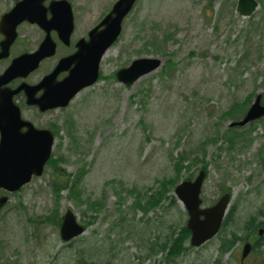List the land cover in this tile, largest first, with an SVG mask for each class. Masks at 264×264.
I'll return each mask as SVG.
<instances>
[{
	"label": "rangeland",
	"instance_id": "374dc122",
	"mask_svg": "<svg viewBox=\"0 0 264 264\" xmlns=\"http://www.w3.org/2000/svg\"><path fill=\"white\" fill-rule=\"evenodd\" d=\"M16 1L0 0V16ZM113 1L74 0L77 20L94 24ZM256 1L243 16L239 0H138L103 57L98 83L38 120L55 133L53 162L9 194L0 264H240L246 241L264 239V117L230 126L258 94L264 104V0ZM19 29L13 56L41 36L29 23ZM141 57L162 65L130 87L118 81L119 69ZM234 107L240 112L231 117ZM203 169V208L229 193L231 222L204 246L188 240L191 248L170 256L188 219L174 189ZM170 180L177 182L161 207L150 208L149 197ZM70 209L86 231L65 243L60 226ZM233 234L235 248L220 255L221 239ZM253 253L247 263L264 264V244Z\"/></svg>",
	"mask_w": 264,
	"mask_h": 264
},
{
	"label": "water",
	"instance_id": "95a60500",
	"mask_svg": "<svg viewBox=\"0 0 264 264\" xmlns=\"http://www.w3.org/2000/svg\"><path fill=\"white\" fill-rule=\"evenodd\" d=\"M45 1H19L1 18L0 30L4 39L1 42L0 58H8L10 55V48L18 36L17 27L23 22L36 24L47 32L37 52L22 54L13 59L8 69L0 74V189L10 194L30 183L35 175L44 174L56 140L51 130L37 129L31 122L21 118L20 108L14 103V95L24 90L28 97L27 104L38 106L42 112L69 106L81 90L97 83L102 58L118 41L123 30V20L138 0H118L112 11L90 33V41L80 42L79 52L71 58L63 59L51 75L43 78L39 86L23 83L13 90L6 87L11 81L28 77L30 72L39 68L43 59L56 53L55 42L50 37L53 29L58 30L61 38L66 40L73 31L74 16L68 1L53 0L49 7L44 5ZM257 7L255 0H239L237 9L244 16H250ZM48 12L51 13L50 18ZM72 64H75V67L70 71V75L63 82L54 83L56 76ZM161 64L160 58L141 57L133 60L128 67L119 69L117 79L130 87L143 76L159 69ZM40 89H44L43 96L37 99L35 93ZM256 97L242 121L234 122L232 126L244 127L264 117L262 97ZM22 128L27 130L23 131ZM205 176L206 172L202 170L195 180L183 181L175 188L178 201L183 203L189 214L187 227L192 234L190 243L196 247L216 237L231 201L230 195L225 194L215 206L202 208L203 200L200 195ZM9 201L10 197L7 195L0 197V212ZM63 217L60 237L64 242H71L85 233L86 228L79 223L72 209ZM251 248V244L245 245L242 259L250 255Z\"/></svg>",
	"mask_w": 264,
	"mask_h": 264
},
{
	"label": "flooded vegetation",
	"instance_id": "af4514ba",
	"mask_svg": "<svg viewBox=\"0 0 264 264\" xmlns=\"http://www.w3.org/2000/svg\"><path fill=\"white\" fill-rule=\"evenodd\" d=\"M19 1H21V0H17L16 2H19ZM51 1H53V0H46L45 6H48ZM67 1H68L69 5H71L72 11H73V16H74L73 31L69 35V37H68L69 39L66 40L63 37L61 38L60 32L58 30H56V29H53L51 31V33H50V37L55 42L56 53L52 57H48V58L43 59L41 61L42 63L40 65V67L36 71L32 72L30 76H28L26 78H22L21 77L20 79H16V80L10 82L8 86L11 89H17L23 83H25V84H27L29 86H35V87L39 86L40 83L42 82L43 78H45L46 76L51 75L53 70L59 65V63L63 59L71 58L76 53L79 52L80 49H79L78 45H79L80 42H89L90 41V39H91L90 33L93 30H95V28L106 18L108 13H110L112 11L113 7L115 6V4H117L118 0H114L112 3H110V7L106 11V13H104L103 16L97 22H95L94 24L88 25V26L85 25V24L82 25V22H79L77 20V16H76V12L77 11H76V7L74 5V0H72V1L67 0ZM129 15L126 17L125 20L128 19ZM2 16L3 15L0 16V23H1V17ZM50 16H51V13L48 12V17L50 18ZM25 24H28V23H23L20 26L25 25ZM20 26H18V38L20 36V29H19ZM33 26H35L37 29L40 30V35L41 36H40V38L39 37L34 38V40H36V42H35V45H34V47L32 49L29 48V50H22L19 55H22V54H25V53H34V52H36L39 49V47L42 44V42L45 40L46 36H47V32L43 28H39L36 25H33ZM38 35H39V33H38ZM3 38H4V36L2 35L1 30H0V51H1V42H2ZM18 38L16 39V42L11 46L10 51H9L10 55L8 56V58H0V66L4 65L5 62H8L10 64L12 59H14L15 57H19V55L13 56L14 53L12 51V48L15 47V45L18 42L17 41ZM43 64H48L49 65V67H48L49 70L45 74H43L41 78H39V79L36 78L37 80H34V78L32 76L36 75V72H38L41 69V66ZM74 67H75V64H72V65H70L69 68H67L66 70H64L61 73H59L56 76V78L54 79V83L63 82L70 75V73H71L70 71ZM2 72H3V70H2ZM43 92H44V89L37 90L36 93H35V97L37 99H39L40 97L43 96ZM27 101H28V97L26 96V93H25L24 90L20 91V93L17 94L16 97H15V103H16V105L18 107H20L22 118H24L25 120L31 122L37 128H39L38 120L39 119L43 120L45 115H47L48 113H51L55 109L54 110H48V111H45V112H41L39 107H37V106H33V105L32 106H28L27 105ZM30 112H31V114H30ZM22 130L25 131L27 129L23 128ZM249 242H251V241H249ZM262 244H264V239H262V237L256 239L255 241H253L252 242L253 248H252V251L250 252L249 257H247L244 260V262H242L241 259H240V264H248L247 262L250 260L251 256L254 254L253 253L254 250L257 249V247H259V246L261 247ZM234 248H235V246H233V248H231V250H233ZM249 264H256V262H251Z\"/></svg>",
	"mask_w": 264,
	"mask_h": 264
},
{
	"label": "trees",
	"instance_id": "16d2710c",
	"mask_svg": "<svg viewBox=\"0 0 264 264\" xmlns=\"http://www.w3.org/2000/svg\"><path fill=\"white\" fill-rule=\"evenodd\" d=\"M238 108V107H237ZM236 107L233 108V110L231 112L228 113V115H230L231 117L234 116H238V113L240 112L239 110H237ZM237 111V112H236ZM52 160L49 161L48 164H51ZM182 163V162H181ZM189 180H191L192 178H188ZM176 180H170L169 182H163L161 185V189H159L155 194L151 195L148 199L149 202V207L150 208H157V207H161L160 205L162 204V199L165 197L166 193H167V186L170 185H176ZM64 187L68 188L69 184L67 183ZM76 185L74 187L71 188L72 191H77L76 189ZM174 201L178 202L174 197H173ZM136 207L142 208L145 210L144 206L142 205V202L140 203H136ZM231 213H228L221 232L224 231L228 224L231 222ZM253 229L252 225L249 227V229ZM191 237L190 231L187 228V223L182 227L181 231L179 232V236L173 241L171 247H170V251H169V255H179L181 252L183 253V251H185L186 249H188V247L191 248V246H187L186 243L188 242L189 238ZM76 240V239H74ZM238 241V236L237 234H233V236L231 237H225L222 238L220 241V246H219V254L220 255H224L225 253H228V251L234 246L235 242ZM156 245V243H155ZM157 246V245H156ZM166 246V245H165ZM167 247V246H166ZM163 249V246H162ZM152 251H156L157 248L154 247L151 249ZM181 253V254H182Z\"/></svg>",
	"mask_w": 264,
	"mask_h": 264
}]
</instances>
